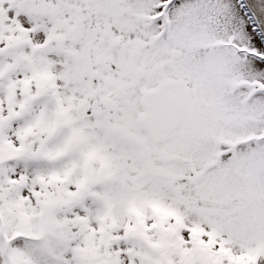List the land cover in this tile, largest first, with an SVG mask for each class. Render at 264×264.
Wrapping results in <instances>:
<instances>
[{
    "label": "snow or ice",
    "instance_id": "snow-or-ice-1",
    "mask_svg": "<svg viewBox=\"0 0 264 264\" xmlns=\"http://www.w3.org/2000/svg\"><path fill=\"white\" fill-rule=\"evenodd\" d=\"M0 264H264V0H0Z\"/></svg>",
    "mask_w": 264,
    "mask_h": 264
}]
</instances>
